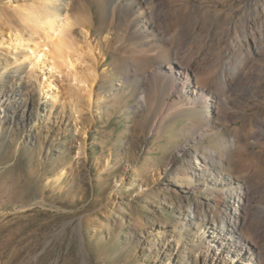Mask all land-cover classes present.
Masks as SVG:
<instances>
[{
  "label": "rangeland",
  "instance_id": "374dc122",
  "mask_svg": "<svg viewBox=\"0 0 264 264\" xmlns=\"http://www.w3.org/2000/svg\"><path fill=\"white\" fill-rule=\"evenodd\" d=\"M172 1L184 6L202 4L205 10L214 3L219 9L236 7L238 25L248 12V0ZM106 3L92 4L95 32L89 35L90 41L105 44L100 64L101 55L95 50L99 77L94 92L103 94L121 79L127 82L110 105L84 114L92 120L86 158L80 155L78 134L75 137L62 129L43 140L36 129L43 101L39 94L32 95V112L24 121L12 111L5 112L0 102V264H212L201 243L205 231L196 224L182 225L197 198L211 197L218 216L226 211L228 189L221 183L229 176L251 186L252 206L244 231L254 247L247 252L264 264V214L258 211L264 208V60L251 65L250 81L237 87L241 96L232 110L238 113L202 139L203 145L222 149L229 160L224 170L228 174L220 173L216 181L180 171L172 175L166 164L183 158L176 156V150L192 136L184 131L191 116L181 113L161 128L154 127L159 105L143 102V79L125 74L138 43L131 34V40L120 36L131 13H123L115 22ZM249 3L253 19L263 22L264 0ZM82 29L86 34L87 29ZM78 31L74 38L82 40ZM108 32L113 34L110 43L105 39ZM258 40L264 42L261 37ZM85 64L79 68L85 70ZM106 73L110 78L103 81ZM65 78L71 80L68 75ZM29 132L36 136L27 138ZM62 169L68 172L66 182L56 184L53 178ZM185 190H192L194 196L180 202L177 196ZM213 253L224 254L218 264H244L243 256L234 258L220 249Z\"/></svg>",
  "mask_w": 264,
  "mask_h": 264
},
{
  "label": "bare ground",
  "instance_id": "6f19581e",
  "mask_svg": "<svg viewBox=\"0 0 264 264\" xmlns=\"http://www.w3.org/2000/svg\"><path fill=\"white\" fill-rule=\"evenodd\" d=\"M1 1L0 102L4 111H12L17 120L24 121L32 112V95L39 94L43 101L36 129L43 134V140L60 134L62 129L75 137L78 134L81 136L80 155L86 158L92 120L84 114L110 105L127 82L121 79L120 84L109 85L103 94L94 92L99 77L96 48L101 55L99 64L105 56V44L92 45L89 36L95 32L92 4L98 0ZM249 2L244 22L239 25L235 24L238 8L219 9L215 3L206 10L202 4L184 6L173 4L172 0H108L106 3L115 22L123 13H131L125 22L128 27L121 29L120 36L131 40V34L138 43H134L135 56L127 63L125 74L129 78L143 79V102L159 105L154 127L161 128L181 113L191 116L184 131L192 136L176 150V156L183 158L166 164V170L172 175L180 171L216 181L220 173L228 174L224 170L229 160L223 156L222 149L205 146L202 139L215 134L221 122L238 113L232 110L241 96L242 90L239 89V94L237 87L249 80L251 65L264 60V42L258 40L259 37L264 39V20L253 19ZM82 28L87 29L86 34ZM78 30L82 40L74 38V31ZM110 33L105 36L109 43L113 41ZM83 62L85 70L79 68ZM261 67L264 72V65ZM67 75L71 80L65 78ZM107 78H110L108 73L102 79ZM35 136L34 132H29L27 138ZM81 160L79 165L83 167L84 159ZM67 175L62 169L53 181L63 184ZM236 178H222L221 185L227 187L229 195L226 211L218 216L211 197L197 198L194 211L186 216L182 225L196 224L205 231L207 236L202 237L201 243L212 264H218L224 255L214 254V249L231 253L234 258L243 256L244 264H259L257 256L248 255L247 251L253 252L254 246L248 242L250 238L244 231L252 206L251 186L249 181L237 182ZM192 195V190H185L177 198L183 202ZM258 211L264 214L263 207ZM196 219H201L200 224Z\"/></svg>",
  "mask_w": 264,
  "mask_h": 264
}]
</instances>
